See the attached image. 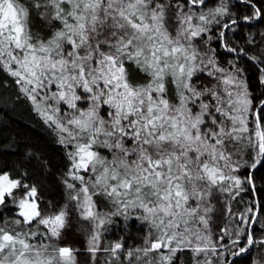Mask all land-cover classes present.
Returning a JSON list of instances; mask_svg holds the SVG:
<instances>
[{
	"label": "snow or ice",
	"instance_id": "snow-or-ice-1",
	"mask_svg": "<svg viewBox=\"0 0 264 264\" xmlns=\"http://www.w3.org/2000/svg\"><path fill=\"white\" fill-rule=\"evenodd\" d=\"M0 76L66 161L63 202L39 153L0 168V264H264V0H0ZM115 220L142 244H102Z\"/></svg>",
	"mask_w": 264,
	"mask_h": 264
},
{
	"label": "trees",
	"instance_id": "trees-1",
	"mask_svg": "<svg viewBox=\"0 0 264 264\" xmlns=\"http://www.w3.org/2000/svg\"><path fill=\"white\" fill-rule=\"evenodd\" d=\"M30 23L34 33H38L43 37L49 35L48 25L35 15L31 17ZM219 55L222 58H231L223 50L219 51ZM126 67L128 68L130 82L134 84L147 83L148 77L145 74L135 69L132 65H127ZM247 67L250 72H254V69L250 65H247ZM3 78L0 76V79ZM168 87L170 89L169 98L171 99L172 87L171 85H168ZM0 93H3L0 95V129H3L0 143L5 138L11 137L8 143L4 145L8 150L0 151V168L6 166L8 169L14 170V166L22 158L23 152L26 149L39 153L50 162L51 168L50 173H45L39 177L45 185L42 189L44 198L53 202H63L62 188L56 179L60 175V171L64 169L66 163L63 149L56 143L54 134L45 127L41 119L33 111L29 110L26 104H17L13 101L12 91L4 92L3 89H0ZM256 175H264V169H261ZM255 194L264 198V193L257 191ZM244 199L247 200L249 197L245 196ZM98 203L100 202L98 201ZM231 207L233 212H239L245 205L243 202L237 203L233 201ZM102 210L110 211L111 208L105 203ZM215 219L216 225L223 223L219 215ZM262 223H264V220H262ZM114 224L118 226H108L107 232L101 237L102 244L118 241L120 237H124L128 244H142L140 238L144 235L145 229L139 224L134 222L130 226H127V230H125L126 225L120 223L119 220H115ZM216 225L213 226L214 233L219 230ZM87 227L86 223L74 218L70 230H67L63 234L62 243L66 242L75 248L83 250L85 233L82 231V228ZM129 236L132 237L131 240L128 239ZM190 257L191 254L189 252H184L180 256V264H191ZM78 259L80 258L78 257Z\"/></svg>",
	"mask_w": 264,
	"mask_h": 264
},
{
	"label": "rangeland",
	"instance_id": "rangeland-1",
	"mask_svg": "<svg viewBox=\"0 0 264 264\" xmlns=\"http://www.w3.org/2000/svg\"><path fill=\"white\" fill-rule=\"evenodd\" d=\"M129 146H130V142H129ZM101 154L102 155H109L108 153H107V151L106 150H101ZM109 158H110V156H109ZM106 203V202H105ZM104 203V204H105Z\"/></svg>",
	"mask_w": 264,
	"mask_h": 264
}]
</instances>
